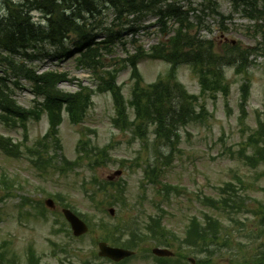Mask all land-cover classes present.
<instances>
[{"label":"rangeland","instance_id":"374dc122","mask_svg":"<svg viewBox=\"0 0 264 264\" xmlns=\"http://www.w3.org/2000/svg\"><path fill=\"white\" fill-rule=\"evenodd\" d=\"M193 1V7H198L201 3L200 0ZM216 1L219 4L220 13L232 16V19L224 23L227 30L221 27L219 16L205 17L213 31L211 37L217 39V45L218 43L221 46L230 45L241 51L258 48L261 50L260 57L258 59L255 56L251 57L255 63L246 74L238 75L234 68L225 69L226 81L231 86L228 99L221 94L205 95L192 70L189 67L179 69L178 81L183 83L189 93L200 96L199 104L205 106L208 114H205L204 123H194L182 129L179 151L174 152L171 157L167 150L164 151L165 155L160 160H155L152 153L146 150L142 152V157H139L143 143L139 141L131 143L134 141L131 133L123 132L112 124L116 112L113 93L96 92L94 96L92 95L93 104L82 123L72 124L69 121L70 112L67 108L63 109L61 123L55 128L57 130H52L58 132L55 138L58 139L60 149L52 138L47 140L50 152L56 151L57 157L64 156L74 162L79 154L85 156L87 161L83 166L77 168L75 166L68 173L66 170L63 174L59 170L61 168L64 170L66 166L59 161L54 163L56 158L44 153L41 155L44 161L35 164L36 159L28 155L26 149L33 148L51 130L52 121L47 115L50 111L39 108L34 90L27 79L20 81V86L13 87L17 105L25 110L35 111L40 120L31 119L26 133L18 123L11 122L8 125L0 119V136L10 138L11 142L23 151V155H19L18 158L9 157L0 151V213L4 214L0 218V243L8 244L6 247L1 246L3 249L1 252L6 253L7 259H16L19 264H28L29 250L34 249L36 258L41 264L67 263L68 257L63 253H56V247H53L52 243L62 247L70 246L72 250L69 260L73 264H83L84 261L93 259L94 253L98 254V242L108 237V230L105 227H97L82 241H71L59 228L60 225L64 226L59 217V211L53 212L46 209L48 220L42 221L38 217L36 207L44 205L48 198L59 201L57 210H62L63 204H67L84 216L83 219L86 217L93 219L92 225L106 223L109 228H123L128 225L135 228L137 225H148L151 217L153 219L161 217L164 225L175 232L181 240L186 236V228L193 216L199 217L202 221H205V214L218 219L228 228L233 240L245 241L244 232H248L254 225L264 224V220L258 221L261 216L256 215L258 206L264 204V165L251 167L246 164L245 157L242 156L245 152L246 157L254 158L253 151L257 153L258 149L264 145L258 138L259 135H254L259 129L258 126L261 123L264 124V2L259 0V21H255L245 17L240 10H236L232 0ZM3 3L4 1L0 0V8ZM187 3L188 1H184L183 5ZM184 7L185 10L188 9L187 6ZM159 20L154 15L145 19V27L149 28L140 30L134 36H126L127 41L136 39V42H131L127 48L117 46L111 54H107L102 68L114 65L122 68L123 58L128 55V51L132 56L137 53V47L141 46L149 51L151 47L166 40L167 36L160 31ZM103 36L99 35V38ZM106 41L103 38L100 42ZM220 45L217 48H220ZM148 57L150 56L144 58L139 65L143 80L141 87H147L160 78L165 79L169 72V64L161 60L148 59ZM49 58L47 56L43 59L28 60L27 64H31L40 75L52 70L62 72L61 75L72 79L59 86V89L65 93H74L81 85L87 88L95 87L98 82V75L93 73V70L91 72L85 67H79L74 58L59 62H53ZM56 58L60 59L61 56ZM121 61L122 64L119 66ZM95 70L99 73L102 69ZM131 72V69L127 68L119 73L117 79V85L123 88L122 96L125 103H130L133 99L135 82L132 80ZM0 77L6 76L0 72ZM247 80L252 82V91L247 104L248 115L242 118L241 88ZM0 111L15 114L20 120L25 116L7 112L10 110L1 105ZM128 113L130 118H136V111L131 105L128 107ZM252 136L259 141L251 142L252 146L243 150L249 137ZM81 139L90 140H85L88 144L81 145ZM92 144L100 149L112 146L108 156L106 155L107 161L103 167H92L88 162L92 159L84 155V150ZM136 156L139 157L138 160ZM51 157L54 159L51 160ZM151 157L154 164L161 167V175L156 180L159 182L154 184L144 178V169L148 163L141 160ZM135 163L139 166H134ZM119 169H124L125 172L121 177L122 180L117 182L125 183L126 194L123 199L115 202L113 207L118 215L111 217L108 211L101 213L93 209L91 204L89 205L84 195L83 184L86 182L90 187L94 177L100 181L107 180L108 176ZM228 184L231 186L226 187ZM222 189L228 194L239 195L237 209L242 208L239 210L240 215L237 211L229 209L228 212H223L225 205H221L219 211L213 209L208 202V206L205 205V197L220 201L224 199L223 197L227 194ZM22 211L31 216L29 221L23 220ZM69 241L71 244H68ZM152 246L153 243H146L141 256L128 264H153V262L150 263L151 259L148 256L145 259L142 256L149 250L147 247ZM178 246L173 248L174 251H178ZM5 248H10L9 252L4 251ZM182 250L185 251V249ZM221 262L220 264H229L228 259Z\"/></svg>","mask_w":264,"mask_h":264},{"label":"trees","instance_id":"16d2710c","mask_svg":"<svg viewBox=\"0 0 264 264\" xmlns=\"http://www.w3.org/2000/svg\"><path fill=\"white\" fill-rule=\"evenodd\" d=\"M3 1L2 9L0 8V72L6 77H0V104L10 110L7 112L25 115L21 119L25 122L28 114L30 116L32 112L17 105V101L13 98V87L20 86V81L27 79L36 95L44 97L43 110L50 111L51 130L48 131L45 140L56 139V144L58 139L55 137L58 132L52 130H57L55 128L61 123L64 108L70 112L71 122L79 124L92 106V95L96 91L112 92L117 111V117L113 120L115 126L123 132L131 133L135 140L145 141L146 144L149 142V138L146 139L147 130L153 127L154 131H152L156 136L153 140L154 150L160 153L169 149L168 154L171 157L180 145L181 129L191 123H199V120L205 119V114H208L205 106L199 104V97L189 93L178 81L179 66H191L200 79L204 94L222 93L227 97L230 94V84L226 81L225 69L235 67L238 74L247 73L254 63L250 58L253 55L257 58L261 53L258 48L241 51L230 45L221 46L219 43L220 48H217V39L209 38L203 33L212 32L205 20L207 16H219L221 24L232 19L231 15L227 16L219 12V4L216 0H200L198 7H193V0H81L79 4L78 0H71V7L67 5L68 0ZM184 1H188L189 5L188 3L183 5ZM232 2L236 10L243 12L245 17L259 21V0H232ZM73 4L76 6L73 7ZM184 6L188 9L185 10ZM34 12L40 13L38 20H33ZM152 15L160 19L158 22L161 25L160 31L165 35L170 33L171 38L167 37V40L151 47L150 51L144 50L141 46L137 47V53L132 56L128 51V55L123 58L122 68L115 65L102 68L107 54H111L117 46L127 48L128 44L136 42V39L127 41L126 36H134L140 30H147L149 27H145V19ZM99 35L105 37L99 38ZM103 38L107 40L105 43L100 42ZM147 52H150L151 58L166 60L172 67L165 79L141 87L143 80L138 64L148 56ZM75 53H79L78 62L98 75L96 89L80 86L78 92L65 93L59 89V85L67 81V77L55 71L40 75L31 64H27V61L32 59H43L47 56L53 59L57 56L65 58ZM121 64L122 61L118 65ZM127 67L131 68L132 78L135 80L133 99L129 103L136 110L134 120L129 119L122 88L116 84L118 74ZM98 68L102 69L99 73L95 70ZM242 92L243 118L251 92V81L243 85ZM0 117L7 121L17 118L11 113ZM256 134L264 143V124H260L254 135ZM253 136L244 145V150L252 146L251 142L259 141ZM45 140L40 141L39 144L44 145ZM81 143L83 145L85 141ZM0 147L6 152H11V144L1 138ZM92 152V148L84 151L85 155L92 159L89 161L90 165L94 167L104 164L101 162L106 159L107 148L98 152V156L91 157ZM253 152L254 158L246 157L245 153L243 158L246 164L253 167L264 164V145L257 153L255 150ZM162 157L163 155L155 156L158 160ZM69 164L76 166L81 162L75 161ZM148 168L146 176L154 183L159 177L161 168L157 165L152 167L151 164ZM92 184L91 193L87 192L88 198L92 204L106 211L107 207L113 204L111 199L115 195L110 194L112 187L118 190L120 188L109 181L94 180ZM223 198L217 202L213 199L207 200L213 202L212 205L218 210L221 205H225L222 210L226 212L237 206L236 199L240 197L233 193ZM258 207L256 215L261 216L259 220H264V204ZM239 210L242 208L233 211H237L239 215ZM231 219L235 221L234 218ZM259 224L246 233L247 241L243 242L238 239L233 240L228 228L210 215L206 216L204 222L193 218L187 230V249L194 250L196 255L201 256L196 264H220L218 258L225 257V253L243 251L247 247L246 244L261 241L258 252L253 253L248 259L247 256L244 258L234 254L230 264H264V224ZM90 226L93 231L97 225ZM114 235L111 234L112 237ZM120 246L131 247L127 242L121 243ZM175 257L168 259L170 264H191L188 256L181 251H178Z\"/></svg>","mask_w":264,"mask_h":264},{"label":"water","instance_id":"95a60500","mask_svg":"<svg viewBox=\"0 0 264 264\" xmlns=\"http://www.w3.org/2000/svg\"><path fill=\"white\" fill-rule=\"evenodd\" d=\"M117 174H119V172ZM66 215L68 219L71 221L74 227L75 233L77 235L84 234L88 231L86 224L82 222L79 218H77L73 213L67 211ZM100 248H101L100 255L111 257L116 261H120L121 259L132 255L130 251L111 248V247H108L107 244L105 243H101ZM155 252L159 255H169L170 254L167 251L156 250Z\"/></svg>","mask_w":264,"mask_h":264},{"label":"bare ground","instance_id":"6f19581e","mask_svg":"<svg viewBox=\"0 0 264 264\" xmlns=\"http://www.w3.org/2000/svg\"><path fill=\"white\" fill-rule=\"evenodd\" d=\"M68 2L69 3H67V5L69 6V7H71L72 6V1L71 0H68ZM79 2H81V0H78V4H79ZM75 3V2H74ZM76 6V4H73V7H75ZM39 12H34V13H32V16H33V20H38V17H40L39 16ZM100 20V19H99Z\"/></svg>","mask_w":264,"mask_h":264}]
</instances>
